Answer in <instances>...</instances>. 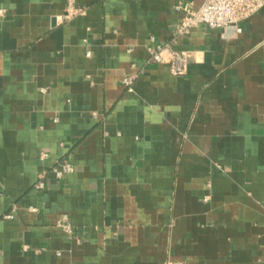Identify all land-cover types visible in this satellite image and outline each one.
<instances>
[{"label": "crops", "instance_id": "0c3cea01", "mask_svg": "<svg viewBox=\"0 0 264 264\" xmlns=\"http://www.w3.org/2000/svg\"><path fill=\"white\" fill-rule=\"evenodd\" d=\"M74 1L0 0V264H264V8L179 36L201 0Z\"/></svg>", "mask_w": 264, "mask_h": 264}, {"label": "built area", "instance_id": "2783aa9c", "mask_svg": "<svg viewBox=\"0 0 264 264\" xmlns=\"http://www.w3.org/2000/svg\"><path fill=\"white\" fill-rule=\"evenodd\" d=\"M179 9L186 11V16L176 26V33L179 36L187 35L190 31L201 25H206L214 30L224 29L230 26H237L240 22L258 13L264 8V0H201L198 9H193L190 4H180ZM85 8H77L74 0H70L67 12L57 17L59 23L71 20L77 16L85 15ZM90 56V52L87 53ZM149 64L170 65L171 72L174 75H184L188 70L189 55L186 51H179L173 48L172 43L156 44L150 48ZM136 75H129L123 79V84L128 88H133ZM95 118L97 114L93 115ZM48 154L43 153L41 160L47 159ZM74 170V166L68 162H59L53 166L52 172L57 179ZM45 174H41L39 181L36 183V189L46 187ZM6 218H13V215H7ZM69 233H73V227L68 219L64 217L58 224ZM165 264H188L186 261L170 260Z\"/></svg>", "mask_w": 264, "mask_h": 264}, {"label": "water", "instance_id": "95a60500", "mask_svg": "<svg viewBox=\"0 0 264 264\" xmlns=\"http://www.w3.org/2000/svg\"><path fill=\"white\" fill-rule=\"evenodd\" d=\"M54 23H55V20H54Z\"/></svg>", "mask_w": 264, "mask_h": 264}]
</instances>
